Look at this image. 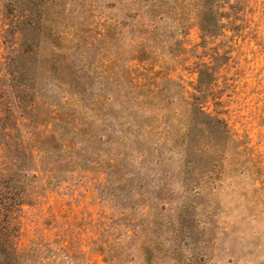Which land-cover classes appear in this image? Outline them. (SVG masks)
<instances>
[{
	"label": "rangeland",
	"instance_id": "374dc122",
	"mask_svg": "<svg viewBox=\"0 0 264 264\" xmlns=\"http://www.w3.org/2000/svg\"><path fill=\"white\" fill-rule=\"evenodd\" d=\"M66 2L72 18L64 26L71 33L82 28L76 52L64 56L70 46L62 40L44 42L42 52L60 54L61 62L68 57L90 84L83 82L86 88L107 90L111 100L106 104L123 110L127 88L120 76L107 85L110 72L121 75L126 64L118 60L112 67L115 53L126 48L108 37L116 14L123 18L122 13L111 9V0ZM231 5L233 9H224V28L216 35L191 26L161 46L159 57L142 56L143 64L133 65L146 88L161 87L170 79L175 83L165 87L175 94L183 93L181 86L195 93L200 72L209 66L215 80L202 104L228 124L241 146L240 156L194 130L191 165L182 168V155L168 147L181 143L189 116L188 106L176 95L162 103L161 136L148 129L150 123L135 135L119 128L103 113L102 101L86 104L97 123L86 129L78 116L65 120L70 124H60L55 141V123L44 117L46 122L37 124L39 141L28 146L29 152L35 146L42 151L21 167L37 178L10 224L18 231L12 245L20 264H264V0H233ZM3 30L0 15V76L11 52L3 43ZM41 86L43 96L61 92L47 78ZM39 101L45 108L44 100ZM24 123L26 139L33 124L30 119ZM6 152L2 157L15 154Z\"/></svg>",
	"mask_w": 264,
	"mask_h": 264
},
{
	"label": "trees",
	"instance_id": "16d2710c",
	"mask_svg": "<svg viewBox=\"0 0 264 264\" xmlns=\"http://www.w3.org/2000/svg\"><path fill=\"white\" fill-rule=\"evenodd\" d=\"M111 1V9H117L122 13L123 18H119L116 14V21L111 25L108 37L113 44L122 43L126 48L121 53H115L112 67H117L118 60L125 61L126 64L121 69V75L115 71L110 72L112 78L108 80L107 85L115 82L120 76L118 80L127 88L124 92L126 108L121 111H115L106 104L111 100V96L108 97L106 93L107 90L101 89L100 93H93L84 86V83L87 86L90 84L86 82L84 76H80V68L68 57H64L65 60L61 62L60 54L42 52L44 42L54 45L58 40L67 41L70 46L67 50L69 53L64 56L71 57L73 52H76L74 44L76 41L80 42L78 35L82 32V28L71 33L69 25L64 26L66 23L69 24L72 18V16L69 17L65 8L66 0H0V15L4 25L2 39L3 43L11 49L0 76V115L5 109V115L0 116V226L6 225L0 227L2 228L0 230V264H20L17 252L12 245L14 233L18 231L12 230L10 224L17 211L25 205L27 187L37 178L35 173L24 172L21 167H28L35 159V153L42 151L35 146L32 148L33 152H29L28 146L31 142L39 141L35 137L37 124L45 123L44 117H50L55 123L56 130L52 138L55 141L59 135L60 124H70L65 120H74L78 116L81 127L86 129L97 123L99 118L94 117L93 108L91 114L88 112L86 104L94 101V105L96 103L98 105L102 101L100 108L103 113L111 117L119 128H125L135 135L140 134V129L150 123L148 129L161 136L162 123L160 124L159 121L165 117L162 103L176 95L179 101L188 106L189 116L187 126H183L185 130L181 134V143L168 147L182 155V168L191 165L188 158L191 150L189 142L191 132L194 130L209 134L215 142L226 147L225 149L228 148L239 156L241 154V146L233 138L225 120L206 112L202 104L206 91L215 80L209 66L200 72L199 86L195 89V93H188L181 86L182 95L177 90L175 94L165 87V84L171 86L175 83L170 79H166L164 81L166 83H163L161 87L155 85L154 89L146 88V84H142L136 78L139 67L133 65L136 61L138 65L143 64L142 61L145 60L141 58L142 56H146V60L159 57L164 51L160 48L161 46L167 47L170 39L175 40L177 33L182 35L191 26L196 25L205 35H216L224 28L223 21L227 14L224 9L226 6H232L233 0ZM88 13H82L80 18ZM131 57L134 59L131 60ZM44 78L50 79V86L58 88L61 92L54 93L51 90L43 96L41 81ZM41 99L45 104L42 103L45 106L43 109L39 101ZM157 102L160 103L161 108H156ZM150 111L155 113L154 117L146 116ZM135 112H140V115L137 116ZM28 119L31 120L33 129L26 132L29 137L26 140L23 136V127H26L24 121ZM169 121L173 125L176 124L170 118ZM176 121L180 122V120ZM72 129L71 134H74L76 130L73 127ZM77 131L82 132V129ZM69 141L74 143V139ZM112 146L117 147L115 140L112 141ZM5 149L6 153L14 151L15 154L11 159L7 157L8 155L5 158L2 157L1 154H4ZM195 152L198 153L201 150ZM204 152L202 151V154ZM6 160L7 164H5ZM10 160L15 161L12 167H10Z\"/></svg>",
	"mask_w": 264,
	"mask_h": 264
}]
</instances>
